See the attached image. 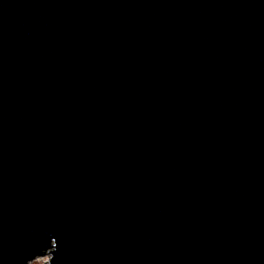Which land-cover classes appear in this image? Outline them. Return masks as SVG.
<instances>
[{"label":"water","instance_id":"95a60500","mask_svg":"<svg viewBox=\"0 0 264 264\" xmlns=\"http://www.w3.org/2000/svg\"><path fill=\"white\" fill-rule=\"evenodd\" d=\"M46 255L264 264V0H0V264Z\"/></svg>","mask_w":264,"mask_h":264},{"label":"rangeland","instance_id":"374dc122","mask_svg":"<svg viewBox=\"0 0 264 264\" xmlns=\"http://www.w3.org/2000/svg\"><path fill=\"white\" fill-rule=\"evenodd\" d=\"M46 260H49L48 255L43 256V257H39V258L33 260L30 264H47L48 261H46Z\"/></svg>","mask_w":264,"mask_h":264}]
</instances>
